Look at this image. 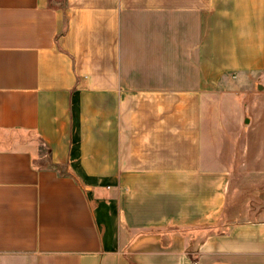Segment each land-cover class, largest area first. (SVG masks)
I'll list each match as a JSON object with an SVG mask.
<instances>
[{
	"label": "crops",
	"instance_id": "1",
	"mask_svg": "<svg viewBox=\"0 0 264 264\" xmlns=\"http://www.w3.org/2000/svg\"><path fill=\"white\" fill-rule=\"evenodd\" d=\"M230 83L264 0H0V264H264Z\"/></svg>",
	"mask_w": 264,
	"mask_h": 264
},
{
	"label": "rangeland",
	"instance_id": "2",
	"mask_svg": "<svg viewBox=\"0 0 264 264\" xmlns=\"http://www.w3.org/2000/svg\"><path fill=\"white\" fill-rule=\"evenodd\" d=\"M262 89L258 90L251 83H230L218 94L222 99L221 105L211 106L223 110L226 127L232 135L233 131H236L235 136L230 135L229 141L231 139L238 145L239 168L243 166L241 163L246 161L248 153H251V159L256 162L260 157L261 159L264 157L262 152L264 151V91ZM247 146L249 148L246 150Z\"/></svg>",
	"mask_w": 264,
	"mask_h": 264
}]
</instances>
